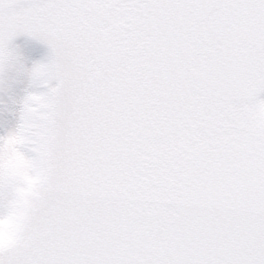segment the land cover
Wrapping results in <instances>:
<instances>
[{"label":"snow or ice","instance_id":"1","mask_svg":"<svg viewBox=\"0 0 264 264\" xmlns=\"http://www.w3.org/2000/svg\"><path fill=\"white\" fill-rule=\"evenodd\" d=\"M10 71L0 264H264V0H0Z\"/></svg>","mask_w":264,"mask_h":264},{"label":"rangeland","instance_id":"2","mask_svg":"<svg viewBox=\"0 0 264 264\" xmlns=\"http://www.w3.org/2000/svg\"><path fill=\"white\" fill-rule=\"evenodd\" d=\"M12 47L27 69L46 60L49 55V49L45 45L28 36H19ZM29 90L26 74L10 71L4 77V83L0 84V137L8 135L17 127L21 101Z\"/></svg>","mask_w":264,"mask_h":264},{"label":"clouds","instance_id":"3","mask_svg":"<svg viewBox=\"0 0 264 264\" xmlns=\"http://www.w3.org/2000/svg\"><path fill=\"white\" fill-rule=\"evenodd\" d=\"M12 224L11 221L4 217L0 219V243L8 246L12 242Z\"/></svg>","mask_w":264,"mask_h":264}]
</instances>
